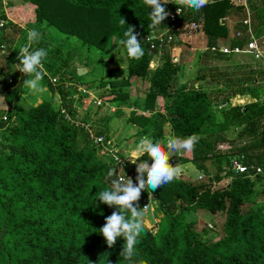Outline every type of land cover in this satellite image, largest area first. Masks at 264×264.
Returning a JSON list of instances; mask_svg holds the SVG:
<instances>
[{
	"label": "trees",
	"instance_id": "1",
	"mask_svg": "<svg viewBox=\"0 0 264 264\" xmlns=\"http://www.w3.org/2000/svg\"><path fill=\"white\" fill-rule=\"evenodd\" d=\"M24 1L30 2L33 12L27 27L41 33L32 48L48 50L43 68L50 74L44 68L41 82L52 96L60 97V104L55 108L53 101L46 99L36 105L9 103L7 119L3 120L6 115L0 118V264H129L120 256L123 238L118 237L109 248L99 233L105 218L116 209L101 204L98 193L117 178L109 177V172L115 169L118 175L119 169L104 146L94 142L99 136L111 140L109 135L99 130L101 126L91 134L92 127L79 120L77 111L88 97L80 91L82 86L94 92L98 88L96 94H103L102 99L116 103L117 108L129 105L144 113L143 118L130 117L128 121L141 127L138 137L161 141L165 151L166 124L170 136L199 137L191 156L179 158V164L191 163L209 178L198 184L175 178L153 191L162 217L155 232L144 223L134 264H264V186L261 191L256 189L264 181V70H249L241 76L212 72V82L187 89V85L178 86L181 67L173 56L180 27L197 23L206 38L202 61L229 59L217 51L218 41L227 37L221 20L243 13L244 7L231 0H207L197 11L169 2L164 5L168 13L177 8L182 13L174 22L166 18L150 28L151 8L144 0ZM120 17L125 25L119 23ZM1 20L6 18L0 10ZM14 24L8 22L4 29ZM127 26L139 34L144 55L132 59L123 54L126 72L122 74L120 62L109 67L113 59L104 61L102 55L116 47ZM159 34H171L172 43L161 45L153 38ZM243 38L230 47L246 46L248 39ZM8 39L6 35L0 39V62L6 60L7 65L3 68L0 64V93L6 100L8 95L21 93L25 88L22 81L28 78L8 67L19 62L18 47L26 40L22 37L21 45L7 55L3 47H10ZM153 43L156 48L152 50ZM93 49L100 52L102 74L88 82L77 74L75 65L88 66ZM152 63L156 65L150 69ZM139 79L149 87L144 97L129 103V91L121 92V85ZM196 80L201 82V77ZM71 94L79 96L78 108L72 105ZM244 94L253 101L231 105V99ZM218 113L223 122L217 120ZM204 128L211 130L206 138L199 136ZM235 130L232 144L241 142V147L215 151L217 145L228 142L227 133ZM237 154L249 167L248 173L232 171L231 157ZM143 161L151 164L146 153L126 163L125 176L132 174L136 181L137 164ZM257 169L261 173L256 174ZM223 178L230 181L215 189L214 183ZM197 210L223 218L221 224H214L217 237L204 239L205 229L198 232L195 222L187 220V215Z\"/></svg>",
	"mask_w": 264,
	"mask_h": 264
},
{
	"label": "clouds",
	"instance_id": "2",
	"mask_svg": "<svg viewBox=\"0 0 264 264\" xmlns=\"http://www.w3.org/2000/svg\"><path fill=\"white\" fill-rule=\"evenodd\" d=\"M169 2L170 0H144V3L151 8L149 12L150 28L161 25V22L169 16L164 7ZM179 2L187 8H194L199 11L200 8L206 5L207 0H179ZM177 12H179V9H177ZM119 23L125 25V19L120 17ZM138 35V33H135L134 27L127 26L123 38L118 41L122 54H126L127 57L132 59H139L144 55ZM40 39L41 33L37 29L27 30L26 43L19 47L17 55L19 62L14 65L16 71L28 77L23 79L22 84L30 93L44 91L41 81L45 75L43 61L48 55V50L45 48H32V45L38 43ZM3 98V96H0V101ZM3 107L7 110L5 104ZM4 118L7 119V116ZM198 140L199 137L196 134L185 138L171 136L167 139V148L174 151L191 152ZM144 153L150 157L151 164L148 161L137 164L136 183H133L131 178H126L124 172L123 176H118L117 171L114 169L109 172V177L117 176V178L111 179L110 187L99 192L97 198L101 204L116 209L110 216L105 218L104 225L99 229V233L109 248L115 244L118 237L123 238L124 244L120 256L129 264H134L133 257L136 254L138 237L144 228L145 210L148 207V205L144 208L138 206L142 191L149 192L148 199L151 202L153 200L152 191L174 180L182 172L181 165L171 166L169 164V155L164 150L161 141L154 142L149 136H143L132 155L139 158V155ZM114 158L118 162L120 161L118 156ZM128 213H130V216ZM140 264H144V261H140Z\"/></svg>",
	"mask_w": 264,
	"mask_h": 264
},
{
	"label": "rangeland",
	"instance_id": "3",
	"mask_svg": "<svg viewBox=\"0 0 264 264\" xmlns=\"http://www.w3.org/2000/svg\"><path fill=\"white\" fill-rule=\"evenodd\" d=\"M14 7H15V12H17V15L19 14V16H21L19 19H16V23H19V25L22 26L23 29L29 30L30 28L27 27V23L29 21H31L33 18V12L31 11L32 5L30 4V2H23L21 7H20V5H17V6L15 5ZM6 9H8V7H6ZM13 15L15 16L14 12H13ZM189 31L194 33L195 30L194 29H188V30L186 29L185 34L188 37L191 34V33H189ZM0 35L2 36L1 33H0ZM26 35L27 34L24 33L22 35V37L26 38ZM1 36H0V38H1ZM186 39H187V37L184 38V40H186ZM179 43H181L182 47L187 46V44L183 43V41L182 42L180 41ZM18 44L21 45L20 42ZM50 47H52V46L50 45ZM176 48H175V52H173V54L175 56H177L179 59L177 62H175L176 65L179 64V62L182 60H186V61L187 60H192V61L195 60L196 63H198L197 60H198L199 55H200L199 53H197L196 58H194L193 56H191V53H190V56L187 54V52L189 51L188 49L186 50V48H184L181 50L180 47H176ZM89 53H90L88 55L89 58L87 60L88 66L82 67V68L86 69V73L83 75L84 76L83 80L88 81V82H90L94 79H98L100 77V75L102 74V68H101L102 65L99 62L100 61V52L96 49H93ZM102 57H103L104 61H106V58L107 59H111V58L113 59L112 61L108 62L109 67L116 66L120 62L118 64V66L121 68L120 71L122 74H125V72H126V60H125V56L121 52V47L119 46V44H116V47H113L112 49H110L106 54L104 53L102 55ZM74 58H77V56L74 55ZM243 60L247 64L248 63L253 64V62L252 63L247 62L245 58H243ZM79 64L80 63L78 62V63H76L75 66H80ZM155 65H156V63H152L150 65V69H153L155 67ZM199 65L202 66V68L206 69V70H208V69L223 70V67H224V64H222L221 62H218V61H213L212 59H207V60L203 59V61H201ZM43 71H45L44 68H43ZM187 71L188 70H183V72L181 70L178 71L177 75H178L179 85L182 83V77H183V75H185V73ZM240 74H236V75H240ZM52 78H54V77H51V79ZM148 87H149V84L147 82H144L141 79H139V80H134V82H130L129 85H121V92L127 93L129 91L128 100L130 103V102H133L137 97H144L145 91L148 89ZM43 88H44V91L40 92V93H30V91L27 88H24V90H22L23 93L22 94L19 93L16 98L12 97L11 95H8V100L3 98V100L0 101V118H2L4 115L7 116L8 109H9V107H11V105H9V103H11V104L15 103V104L22 105V106L23 105L25 106L27 104L36 105V104L40 103L41 101H43V99H46V100L53 101V105L55 108L57 106H59L60 97H58L57 95H54V96H56L54 98V96H52V93L49 92L48 88H46V87H43ZM84 89H87V88L82 86L80 91H82L83 93H88V97L83 101V107L79 108L78 109L79 111H77L79 120L81 121V119H82V122L88 123L92 127L91 134H94V135H95V131L98 130L97 126H101V128L99 130H101L105 136L109 135V138L114 143L115 148L117 150H119V152L121 153L122 156L126 155L127 149H125V150L120 149V146L125 147V148L127 146L132 147L130 149L132 150L134 148V150H135L142 137H138L137 133H136L137 131L140 130L139 127L136 126L135 124H133L132 122H129L128 118L131 117L132 120H136L139 117L143 118L144 114H142L140 112L138 113L137 110H134L133 107H131L129 105L124 106V108H122V107L117 108L118 105L116 103L113 104L112 101H107V100L102 99L103 94H100L99 96L96 94L98 92V88L95 89V92L93 89H90V90L87 89V92ZM101 90H104V89L101 88ZM71 95L73 96L74 94H71ZM0 96H2V95H0ZM90 96H93L95 100H93L92 97H90ZM78 97L79 96L76 94L75 96H73L70 99L72 102V105L74 107L76 106V108H78V106H79V103L77 100ZM89 97H90V99H89ZM98 100L101 101V104H99V105L97 103ZM230 103L232 106H234V104H235L234 101H232V100H230ZM4 104L7 108V110H5V108L3 107ZM88 108H89V111L87 110ZM112 109H116V110L111 111ZM118 109H121L120 114H118ZM136 113H138L139 115L135 116ZM168 133H169V131L166 130V134H168ZM227 135L229 137H234L233 136L234 132H232L231 134L227 133ZM221 145L225 146L224 144H221ZM233 145H234L233 148H226V149H229L230 151L234 150V149L237 150L239 148V146L241 145V142H234ZM219 146L220 145H217V148L215 149V151L220 150V149H218ZM180 152L182 153V151H180ZM170 158L173 159V157H171V155H170ZM240 158H241V156H239L237 154V155H233L231 157V160L232 159L241 160ZM191 169L192 168H189L185 172L188 171L191 174H195V170L190 171ZM204 176L201 179L200 178L196 179L194 182H192L190 180H188V181L190 183H193V184L205 182V181H207V179L209 177H207L205 174H204ZM178 177H180V179L183 181H187L186 177H190V176L187 173L184 176H178ZM181 177H185V179H183ZM195 177H196V175H192L190 178L193 179ZM210 177H213V174ZM227 180L228 179L223 178L219 182L214 183L215 189H218L219 187H223L224 185H226L227 182L230 181V179L228 181ZM263 186H264V181H260L257 184L256 189L258 191H261ZM148 197H149V194L147 193V191H142L141 197L138 201V206L139 207L141 206L140 205L141 202L145 206L143 205V207H140V208H144L148 205L147 209L145 210L144 221H145V224L150 229H152L153 232H155L156 228H157L156 224L160 221L162 214L160 213L156 204L153 202L154 200H152L150 202ZM258 199H263V198L260 197ZM187 220L195 222V224H196L195 227H196L198 232H201L202 229H205L206 233H205L204 239H209V238L213 239V238L217 237L219 234V232L217 230H215L214 224L215 223L221 224L223 218L215 217L211 214L205 215V213L202 212L201 210H197L196 212L189 213L187 215Z\"/></svg>",
	"mask_w": 264,
	"mask_h": 264
},
{
	"label": "crops",
	"instance_id": "4",
	"mask_svg": "<svg viewBox=\"0 0 264 264\" xmlns=\"http://www.w3.org/2000/svg\"><path fill=\"white\" fill-rule=\"evenodd\" d=\"M178 1L179 0H170V2H176V3H178ZM231 1H232V3L234 5H242L243 7L245 6L244 12L240 13V14L233 13L230 16H227V17H225L224 19L221 20V23H224L226 25L227 37L226 38H222L221 40L218 41L219 47H218L217 51L218 52H222L221 50H224V49H228V50L233 49L234 47L231 48L230 46H231L232 42H235L234 40H236V39H242L243 37H246L248 39L247 35L243 36L242 38H236V33L237 32H241V33H245L246 32L247 27L244 25V21L247 20L246 10H248L250 12L249 13V15H250L249 20H250V28H251V30L253 32V36H254L255 39H257V41L260 43V45H262L263 51H264V0H231ZM23 2H25V1L24 0H8L7 1V5L5 6L2 3L3 6L0 8L2 14L6 18L5 22L6 23H8V22L15 23L14 27L13 26L6 27L5 29L3 27L0 30V33L2 34V36L0 35L1 36L0 39H2L3 35L4 36L6 35L9 38L8 41H9L10 47H8L7 45H5L3 47V49L5 51H7V53H8L7 55H11L10 53L13 52L19 46L18 43H19L20 39H22V35L24 33L27 34V30L23 29V27L20 26L19 23H16V19H19L21 16H19V14L17 15V12H15V7L14 6L15 5L16 6L20 5V7H21ZM6 7H8V9H6ZM252 8H253V10H252ZM13 12L15 13V16L13 15ZM191 24L192 23H186V24H183V26L180 27V30H179L180 33H179L178 37L176 38L177 43H176L175 48L176 47H180L181 50L184 49V48H186V50L188 49L189 51L187 52V54L190 56V53H191V56H193L194 58H196V54L197 53H199L200 55H199V58L197 60L198 63H196L195 60H193L194 62L192 60H187V61L186 60H182V61L179 62L178 65H180L181 71L182 72H183V70H188V71L185 73V75H183L182 83L180 85L178 83V86L187 85L186 88L188 89L192 85H194L195 88H197L199 84L206 85V84H208V83L213 81V79L211 81V75H210V74H212V72H224V73H235V74H240L241 73L240 75H238V76H241L242 73L247 72L249 70H255L256 71V70L261 69V61L260 60H256L250 53H247L245 51H243L240 54L223 53L222 52L223 54H226V55L230 56L229 59H225V60H218V59H212L211 58L213 61H218V62H221L222 64H224L223 70H218V69H213V70L208 69V70H206V69H203L202 66H200L199 64H200V61H202V56H201L202 53L207 49V47H206V38H205V36H204V34H203L202 30H201V26L199 24H197V23H196V25L198 27H197V29H194L195 30L194 33L189 31V33H191V34L189 35V37L186 36L185 30L186 29L187 30L188 29H193ZM19 30H22V31H19ZM185 37H187L186 40H184ZM24 39L26 40V38H24ZM243 39H245V38H243ZM180 41L181 42L183 41V43H186L187 46L182 47L181 43H179ZM19 47H18V50H19ZM243 48H245V46ZM173 52H175V49L173 50ZM173 56H174V60H176L174 62H177L179 60L178 57L175 56L174 54H173ZM243 58H245L247 62H251V63L253 62V64L245 63ZM0 64L2 65L3 68H5L7 66V65H5L6 64V60L5 61L2 60L0 62ZM15 64H17V62L8 64L9 69H11L12 72H17L20 76H23L22 73H20L19 71H16L17 69L14 67ZM44 68L46 69L45 66H44ZM79 68H82V67L78 66L77 69H79ZM84 70L86 71V69H84ZM47 73H49L48 70H47ZM196 77L197 78L201 77V82L200 81L197 82ZM41 84H42L43 87H45L43 82H41ZM204 89L206 91L209 90L207 87H205ZM22 93L23 92H21V94ZM0 95L4 96L1 93H0ZM16 97L17 96H15L14 98H16ZM55 97L56 96H54V98ZM90 97H92V99L95 100L93 96H90ZM90 97H89V99H90ZM4 98H5V96H4ZM231 100L234 101V103H235L234 105L238 104L239 106L253 101L249 97V95H245V94L242 95V96H236L235 98H233ZM98 101H100V100H98ZM13 104H15V103H13ZM87 110L89 111V108ZM115 110L116 109H112L111 111H115ZM147 115H148V113H147ZM217 120L219 122H223V117L219 113L217 114ZM136 126H138L139 129H141V127L139 125H136ZM164 128H165V136H166V138H165L166 144L165 145L167 146V139L169 137H171L170 136L171 135V129H170V126L168 124H166ZM166 130L169 131L168 134H166ZM210 131H211L210 129L204 128L200 132L199 136L202 137V138H206L210 134ZM236 131L237 130L232 131V132H234L236 134ZM232 132H228V134H231ZM227 138H228V142L226 144H224L225 146L220 145L219 148H218L220 150L217 149L218 150L217 152H220L222 150H227L226 148H233L234 147V145L232 144V141H233L234 137H229L227 135ZM239 147H241V145ZM130 148H132V147H128L127 146L125 148V147H121L120 146V149H123V150L127 149L126 155H123V157L129 158V159H131L134 162L138 158H135L132 155L133 152H134V148L132 150ZM166 152L169 155V161L168 162H169V164L171 166H176L177 164H179V158L187 157L189 155L191 156V152H186V151L184 153H181L180 151H174V150L168 149V151H166ZM141 155L142 154H140L139 157ZM170 155H171V157H173V159L170 158ZM179 165L182 166V172H181V174L179 176H184L187 173H188V175L190 177L192 175H196V177L193 178V179L190 178V177H186L187 181L190 180V181L194 182L196 179H199L200 177L202 178L204 176V174H205L204 171L196 168L191 163L179 164ZM189 168H192L190 171L195 170V174H191L188 171L185 172ZM207 168H211L209 163H207ZM178 178L180 179V177H178ZM181 178L185 179V177H181ZM133 183H136V181H133ZM147 193H149V192H147ZM153 200H154L153 202L157 206L158 205L157 201L155 199H153Z\"/></svg>",
	"mask_w": 264,
	"mask_h": 264
},
{
	"label": "built area",
	"instance_id": "5",
	"mask_svg": "<svg viewBox=\"0 0 264 264\" xmlns=\"http://www.w3.org/2000/svg\"><path fill=\"white\" fill-rule=\"evenodd\" d=\"M3 5H7V1L8 0H0ZM178 3H180L178 1ZM186 7V6H185ZM187 8V7H186ZM245 8V6H244ZM177 9H179V12H177ZM175 11H173L172 13H169V16L167 17L171 22H174L176 20V18L182 13V9L181 8H177ZM247 13V20L244 21V25L247 27L246 32L245 33H241V32H237L236 33V38H242L243 36L247 35L248 36V42L245 46V48H240V47H234L231 50L228 49H224L221 50L223 53H235V54H240L243 51L250 53L256 60H260L261 61V68L262 70H264V51H263V47L262 45H260V43L257 41V39L254 38L253 36V32L250 28V20H249V11L246 10ZM6 25L5 20H1L0 21V30ZM191 26L193 27V29H197V25L192 23ZM165 34H159L157 36H154V39H157V41L160 42L161 45H167L172 43L173 41V36L171 34H167L166 36H164ZM156 48V44L153 43L151 44V49H155ZM176 61V60H174ZM52 81L54 82L55 80L52 79ZM98 105L101 104L100 101L97 102ZM3 120H5V118H3ZM87 126V125H86ZM88 130L89 127L87 126ZM90 131V130H89ZM92 137V135H91ZM102 138V139H100ZM94 142L100 145L104 146L105 152L108 153L114 160L116 166L119 169L118 172V176H123L124 175V166L126 165V163L129 162H133L131 159L126 158L121 156L119 153V150H117L114 146V143L111 140H105V138L103 136H99V137H95L94 138ZM118 156L120 161L118 162L114 157ZM253 169V167H251ZM121 169H123V171H121ZM231 169L232 171H234L235 173L238 174H243V173H248L249 172V167L247 165H245L241 160L239 159H232L231 160ZM243 169V170H242ZM124 172V173H123ZM261 173V169H257L256 170V174ZM126 178H131L132 179V174H128L126 176ZM201 179V177H200ZM145 206V205H144Z\"/></svg>",
	"mask_w": 264,
	"mask_h": 264
},
{
	"label": "water",
	"instance_id": "6",
	"mask_svg": "<svg viewBox=\"0 0 264 264\" xmlns=\"http://www.w3.org/2000/svg\"><path fill=\"white\" fill-rule=\"evenodd\" d=\"M84 73H86V71L83 68L77 69V74L79 76L83 75ZM151 195H152V197L154 196V192L153 191L151 192Z\"/></svg>",
	"mask_w": 264,
	"mask_h": 264
}]
</instances>
